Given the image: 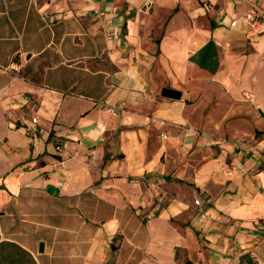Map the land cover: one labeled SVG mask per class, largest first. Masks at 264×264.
Segmentation results:
<instances>
[{"label": "crops", "instance_id": "obj_1", "mask_svg": "<svg viewBox=\"0 0 264 264\" xmlns=\"http://www.w3.org/2000/svg\"><path fill=\"white\" fill-rule=\"evenodd\" d=\"M262 94L264 0H0V264H264Z\"/></svg>", "mask_w": 264, "mask_h": 264}, {"label": "built area", "instance_id": "obj_2", "mask_svg": "<svg viewBox=\"0 0 264 264\" xmlns=\"http://www.w3.org/2000/svg\"><path fill=\"white\" fill-rule=\"evenodd\" d=\"M241 23L245 24V25H247V26H249L251 28H254V29L258 28L260 26V15H259V11H258V8H257L256 5H252L246 12H244L243 14H241L239 16L231 17L229 25H230L231 28H235ZM225 45L230 47L231 43L228 41V42H225ZM15 102H16V100L13 99L12 103H15ZM117 108H118V106H112L111 110L112 111H116ZM32 121L34 123H37L38 119L34 117L32 119ZM33 140H37V136L36 135L33 136ZM55 148H56L57 151H61L64 148V144H61V143H59L56 140ZM62 184H63V182H60V185H62ZM195 204L200 205L201 204V200L196 198L195 199Z\"/></svg>", "mask_w": 264, "mask_h": 264}, {"label": "rangeland", "instance_id": "obj_3", "mask_svg": "<svg viewBox=\"0 0 264 264\" xmlns=\"http://www.w3.org/2000/svg\"><path fill=\"white\" fill-rule=\"evenodd\" d=\"M225 6L224 4V1H223V4H218L217 7H221V6ZM221 46H225V43L221 42ZM231 46H232V43H231ZM208 89L212 92L213 94V99H212V102H211V107H212V111H213V114L212 116H214L215 118L219 119L221 117V114H223L224 110L223 107H224V103L226 104V106H228V101L224 95V91L221 89V86L220 85H217L216 83H212L211 85H209ZM263 97H264V94H262ZM211 111V109H207V111ZM244 140V139H242ZM246 141V140H244Z\"/></svg>", "mask_w": 264, "mask_h": 264}, {"label": "water", "instance_id": "obj_4", "mask_svg": "<svg viewBox=\"0 0 264 264\" xmlns=\"http://www.w3.org/2000/svg\"><path fill=\"white\" fill-rule=\"evenodd\" d=\"M162 95L163 96H167V97H171V98H176V99H180L181 98V91L172 89V88H163L162 90ZM44 250V243L40 244V251Z\"/></svg>", "mask_w": 264, "mask_h": 264}]
</instances>
